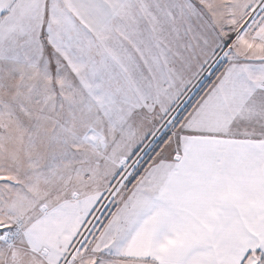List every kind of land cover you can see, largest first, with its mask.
<instances>
[{
	"label": "snow or ice",
	"instance_id": "6c2138e0",
	"mask_svg": "<svg viewBox=\"0 0 264 264\" xmlns=\"http://www.w3.org/2000/svg\"><path fill=\"white\" fill-rule=\"evenodd\" d=\"M0 264H264V0H0Z\"/></svg>",
	"mask_w": 264,
	"mask_h": 264
}]
</instances>
